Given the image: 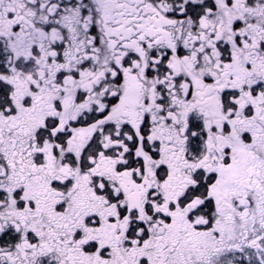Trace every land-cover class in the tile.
<instances>
[{"label": "snow or ice", "instance_id": "6c2138e0", "mask_svg": "<svg viewBox=\"0 0 264 264\" xmlns=\"http://www.w3.org/2000/svg\"><path fill=\"white\" fill-rule=\"evenodd\" d=\"M0 264H264V0H0Z\"/></svg>", "mask_w": 264, "mask_h": 264}]
</instances>
